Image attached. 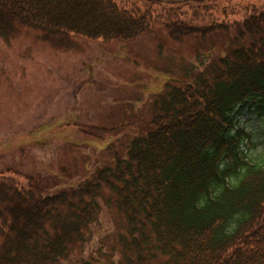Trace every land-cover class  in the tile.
<instances>
[{
	"label": "trees",
	"instance_id": "16d2710c",
	"mask_svg": "<svg viewBox=\"0 0 264 264\" xmlns=\"http://www.w3.org/2000/svg\"><path fill=\"white\" fill-rule=\"evenodd\" d=\"M233 1L0 0L2 40L30 30L55 47L128 43L154 28L177 42L225 38L197 75L167 81L150 130L80 186L44 196L0 175V264L82 256L103 192L125 219L121 264H264V0ZM245 108L263 121L259 144L239 125Z\"/></svg>",
	"mask_w": 264,
	"mask_h": 264
},
{
	"label": "rangeland",
	"instance_id": "374dc122",
	"mask_svg": "<svg viewBox=\"0 0 264 264\" xmlns=\"http://www.w3.org/2000/svg\"><path fill=\"white\" fill-rule=\"evenodd\" d=\"M224 42L221 35L177 42L158 28L128 43L70 37L55 47L30 30L0 39V175L37 181L44 196L80 186L150 130L152 102L167 81L197 75L211 57L203 62L201 54ZM236 116L259 144L257 113ZM109 195L99 198L82 256L64 264H121L125 219Z\"/></svg>",
	"mask_w": 264,
	"mask_h": 264
}]
</instances>
